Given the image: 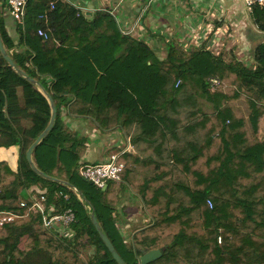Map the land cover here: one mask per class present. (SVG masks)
Returning a JSON list of instances; mask_svg holds the SVG:
<instances>
[{
    "label": "trees",
    "instance_id": "trees-1",
    "mask_svg": "<svg viewBox=\"0 0 264 264\" xmlns=\"http://www.w3.org/2000/svg\"><path fill=\"white\" fill-rule=\"evenodd\" d=\"M5 5L0 0L8 55L56 108L32 158L66 183L39 176L27 162L26 150L51 109L44 92L0 54V147L21 146L17 171L0 161V211L19 214L0 228V264H118L91 211L126 264H139L155 248L164 249L147 264H264V38L248 49L245 62L226 46L212 47L215 23L200 44L173 36L158 54L143 39L122 34L108 12L87 20L65 0H28L15 38L2 17ZM250 15L264 32V7ZM210 77L219 79L215 90ZM65 106L102 129L121 127L143 159L136 164L120 154V180L105 189L83 179L78 169L86 137L65 127ZM21 119L31 126L20 129ZM40 194L54 213H75L72 239L42 226L30 208V198Z\"/></svg>",
    "mask_w": 264,
    "mask_h": 264
},
{
    "label": "crops",
    "instance_id": "crops-1",
    "mask_svg": "<svg viewBox=\"0 0 264 264\" xmlns=\"http://www.w3.org/2000/svg\"><path fill=\"white\" fill-rule=\"evenodd\" d=\"M75 7L87 20L94 17L97 11H106L113 16L122 34H129L146 41L158 54L165 50V42L177 36L178 40L200 44L204 41L206 30L212 31L216 23L214 42L215 49L226 46L228 43L237 44V49H250L252 40L257 37L249 30L241 29L238 23L242 12L234 6L233 0H65ZM244 4V3H243ZM235 8V9H234ZM234 9V11H232ZM247 9V8H246ZM250 20L251 13L247 9ZM246 17V15H244ZM6 30L17 36L14 20L6 8L2 15ZM238 19V20H236ZM217 21V22H216ZM238 21V22H237ZM252 21V19H251ZM250 21V24H251ZM245 23V22H244ZM252 31L257 30L252 23ZM249 34V35H247ZM250 54L248 53V57ZM241 59V58H240ZM250 58H246L248 61ZM244 61L243 59H241ZM36 85V84H35ZM36 88L40 91L39 86ZM20 97V93L18 92ZM68 99L73 100L72 96ZM62 119L65 127L71 132H76L80 137H86V146L80 149V162L99 163L108 160L110 155L127 147L128 155L140 160L142 153H138L133 142L124 133L121 127L102 129L86 114H76L69 110V106L62 107ZM19 128H29V119H21ZM141 148L144 150L145 146ZM0 161L13 170H18L21 161V146L13 144L0 147ZM34 161V160H33ZM129 164V161L127 162ZM32 189H37L33 186ZM31 191H28V194ZM130 193L126 192L128 199ZM53 210V206L48 209Z\"/></svg>",
    "mask_w": 264,
    "mask_h": 264
},
{
    "label": "built area",
    "instance_id": "built-area-1",
    "mask_svg": "<svg viewBox=\"0 0 264 264\" xmlns=\"http://www.w3.org/2000/svg\"><path fill=\"white\" fill-rule=\"evenodd\" d=\"M27 1L28 0H6L5 8L11 17L19 24H24ZM243 3L250 13L256 6L264 7V0H243ZM53 6V2L50 3L51 9ZM37 34L46 37V34L42 29H38ZM212 42H214V40ZM207 81L211 90H215L219 85V79L216 77H210ZM127 147L130 148L129 141ZM127 147L123 150L112 153L105 162L81 164L78 169L79 175L98 187H104L108 182L119 181L120 174L125 168V164L119 161V156L127 151ZM44 199L45 196L43 194H40L39 197L35 196L30 198V208L40 213L42 226L49 230H55L63 237L72 239L74 234L70 229V225L75 222V213L70 208H67L60 213H54L53 210L44 206ZM207 202L211 206V202L209 200H207ZM26 205L27 203L25 201H20V206ZM18 217L19 214L15 212L0 211V228Z\"/></svg>",
    "mask_w": 264,
    "mask_h": 264
},
{
    "label": "water",
    "instance_id": "water-1",
    "mask_svg": "<svg viewBox=\"0 0 264 264\" xmlns=\"http://www.w3.org/2000/svg\"><path fill=\"white\" fill-rule=\"evenodd\" d=\"M0 54L2 55V57L4 59L7 60V62L16 70V72L18 74H20L21 76H23L27 81L36 84L37 86L40 87V89L43 91L41 84L36 81L34 78H31L30 76H28L25 72H23L21 69L17 68L16 65L14 64V62L12 61V59L10 58V56L8 55V52L2 42L1 36H0ZM48 102L50 105V109H51V113H50V119L48 124L46 125V127L43 129V131L36 137V139L33 141V143L27 148L25 156L27 159V162L29 163L30 167L32 168V170L38 174L39 176L45 178V179H49V180H54L60 183H66L63 180H60L54 176L48 175L46 173H44L43 171H41L40 169H38L33 161L32 158V151L34 149V147L47 135V133L50 131V129L52 128L53 124H54V119H55V115H56V108L54 105V102L52 100V97L48 94L45 93V91H43ZM106 186L102 187V189H105ZM90 218L92 223L95 226V229L97 230L99 236L101 237V239L103 240L105 246L108 248V250L110 251L111 255L113 256V258L118 262V264H126L122 258L118 255L117 251L115 250L114 246L112 245L111 241L109 240V238L102 232L100 225L98 224V222L96 221L95 218V214L93 211H91L90 213ZM164 248H155V249H151L147 252H144L142 255H140L138 257L139 259V264H147L149 262H152L154 260H156L157 258H159L161 256L162 250Z\"/></svg>",
    "mask_w": 264,
    "mask_h": 264
},
{
    "label": "rangeland",
    "instance_id": "rangeland-1",
    "mask_svg": "<svg viewBox=\"0 0 264 264\" xmlns=\"http://www.w3.org/2000/svg\"><path fill=\"white\" fill-rule=\"evenodd\" d=\"M233 1H234V6H237V8L240 9L239 11L242 12V15H240L241 17H238L240 19V23H238L239 26H241L240 28L243 29V30H249L250 33L253 32L257 36V37H255L252 40L251 48L249 49V51H250L257 43H259L262 40V38H264V32L263 31H261V32L252 31V29H251L252 27L251 26H253L252 25L253 22L251 21V18H250V20L248 18L247 9H246L245 5L243 4V0H233ZM234 9L232 11H234ZM244 15H246V17ZM236 20H238V19H236ZM250 21H251V24H250ZM256 29L259 30L257 27H256ZM247 35H249V34H247ZM230 49H232L231 54H233L235 56H238L239 58H241L245 62H247L246 58H249L248 57V52H249L248 48L247 49H241V51H239L237 49V44L229 42L227 50H230ZM237 104H238V107L241 110V112L244 115L247 114V107L245 106L243 100H239ZM219 240L220 239H219V236H218L217 242H220ZM79 255L81 257H83V259H87V254H86L85 250L84 251L81 250L79 252Z\"/></svg>",
    "mask_w": 264,
    "mask_h": 264
}]
</instances>
